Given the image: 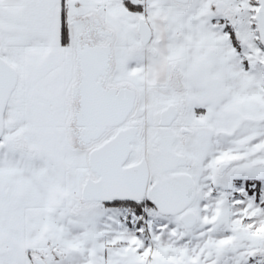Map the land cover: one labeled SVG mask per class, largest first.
<instances>
[{"label": "snow or ice", "instance_id": "1", "mask_svg": "<svg viewBox=\"0 0 264 264\" xmlns=\"http://www.w3.org/2000/svg\"><path fill=\"white\" fill-rule=\"evenodd\" d=\"M0 264H264V0H0Z\"/></svg>", "mask_w": 264, "mask_h": 264}]
</instances>
